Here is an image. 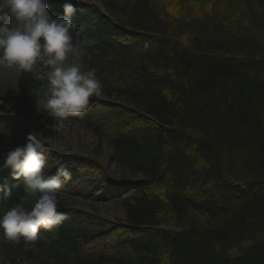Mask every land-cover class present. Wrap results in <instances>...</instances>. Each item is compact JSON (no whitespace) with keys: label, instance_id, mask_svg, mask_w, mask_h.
Returning a JSON list of instances; mask_svg holds the SVG:
<instances>
[{"label":"trees","instance_id":"obj_1","mask_svg":"<svg viewBox=\"0 0 264 264\" xmlns=\"http://www.w3.org/2000/svg\"><path fill=\"white\" fill-rule=\"evenodd\" d=\"M63 2L48 0L49 12L62 17ZM72 2V22L92 41L81 70L100 86L65 120L91 147L45 153L46 179L71 172L57 192L63 222L28 247L0 229L2 242L38 264H264V0ZM3 132L13 142L0 139L10 191H0V216L31 210L38 196L3 167L29 129L1 116ZM106 159L134 176L108 173ZM83 180H97L89 196L117 201L123 218L70 206L63 195Z\"/></svg>","mask_w":264,"mask_h":264},{"label":"clouds","instance_id":"obj_2","mask_svg":"<svg viewBox=\"0 0 264 264\" xmlns=\"http://www.w3.org/2000/svg\"><path fill=\"white\" fill-rule=\"evenodd\" d=\"M62 7L64 15L54 17L47 0H0V61L29 73L38 61L50 68L46 74L47 99L36 102V111L57 120L83 113L100 86L94 70L85 72L80 64L68 62L76 53L71 35L75 8L72 0H64ZM6 94L7 88H0V96ZM42 135L30 132L22 146L7 153L3 165L26 191L33 196L38 194L31 210L17 205L0 216L4 238L15 243L23 238L25 247L38 239L41 228L51 229L65 219L63 213L57 212V192L71 179V172L60 168L56 176L45 178L47 148ZM0 191L10 195L4 186H0Z\"/></svg>","mask_w":264,"mask_h":264},{"label":"rangeland","instance_id":"obj_3","mask_svg":"<svg viewBox=\"0 0 264 264\" xmlns=\"http://www.w3.org/2000/svg\"><path fill=\"white\" fill-rule=\"evenodd\" d=\"M100 10L101 7H98ZM89 18H93L91 13H83ZM54 16V14H53ZM77 22H73L74 28L71 32L73 45L76 53L70 57L69 63H81L84 57V49L91 44L89 41H82L80 33L82 29H77ZM50 68L38 61L34 66L33 72H23L16 65H8L0 61V88H7V94L0 96L3 104H0V112L17 114L22 119L27 120L33 129L43 133L45 140H48L52 147L58 148L67 153L87 154L91 147V135L85 133L79 126L67 120H57L37 113L36 102L43 103L47 92L46 74ZM43 121V122H42ZM0 139L5 142V146L10 145L12 140L11 132H3ZM104 166L108 173L121 175L124 178L134 175L122 167H118L112 161L105 160ZM78 186L70 192H66L63 197L73 208L88 211L100 217L117 221L123 218L124 213L121 205L114 200L97 201L93 196H89L87 189L95 184L94 180H83L78 182ZM87 191V192H85ZM27 254L21 253L16 246H7L0 238V264H38L40 261L34 257L30 258ZM42 260L46 257L40 256ZM52 261H50V264Z\"/></svg>","mask_w":264,"mask_h":264}]
</instances>
